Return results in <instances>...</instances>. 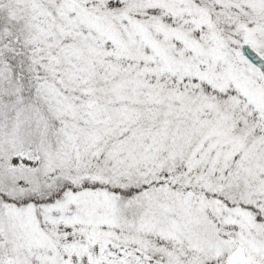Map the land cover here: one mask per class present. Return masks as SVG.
Here are the masks:
<instances>
[{
    "label": "snow or ice",
    "instance_id": "6c2138e0",
    "mask_svg": "<svg viewBox=\"0 0 264 264\" xmlns=\"http://www.w3.org/2000/svg\"><path fill=\"white\" fill-rule=\"evenodd\" d=\"M0 264H264V0H0Z\"/></svg>",
    "mask_w": 264,
    "mask_h": 264
}]
</instances>
